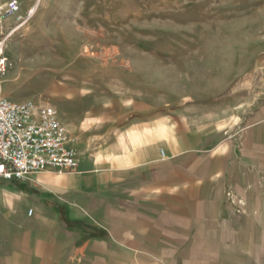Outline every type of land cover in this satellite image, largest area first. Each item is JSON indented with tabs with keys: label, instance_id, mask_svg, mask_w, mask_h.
Masks as SVG:
<instances>
[{
	"label": "crops",
	"instance_id": "1",
	"mask_svg": "<svg viewBox=\"0 0 264 264\" xmlns=\"http://www.w3.org/2000/svg\"><path fill=\"white\" fill-rule=\"evenodd\" d=\"M262 77L244 106L79 83L11 100L55 108L78 164L0 177V264H264Z\"/></svg>",
	"mask_w": 264,
	"mask_h": 264
},
{
	"label": "rangeland",
	"instance_id": "2",
	"mask_svg": "<svg viewBox=\"0 0 264 264\" xmlns=\"http://www.w3.org/2000/svg\"><path fill=\"white\" fill-rule=\"evenodd\" d=\"M0 25L15 101L79 83L244 106L263 85L264 0H0Z\"/></svg>",
	"mask_w": 264,
	"mask_h": 264
},
{
	"label": "built area",
	"instance_id": "3",
	"mask_svg": "<svg viewBox=\"0 0 264 264\" xmlns=\"http://www.w3.org/2000/svg\"><path fill=\"white\" fill-rule=\"evenodd\" d=\"M17 9L15 2L10 10ZM0 41V74L7 69V59ZM0 80V177L25 179L42 169L70 171L78 158L58 112L51 106L17 103L1 95ZM31 210H28L30 213Z\"/></svg>",
	"mask_w": 264,
	"mask_h": 264
},
{
	"label": "bare ground",
	"instance_id": "4",
	"mask_svg": "<svg viewBox=\"0 0 264 264\" xmlns=\"http://www.w3.org/2000/svg\"><path fill=\"white\" fill-rule=\"evenodd\" d=\"M7 8H8V10H10L9 7H7Z\"/></svg>",
	"mask_w": 264,
	"mask_h": 264
}]
</instances>
